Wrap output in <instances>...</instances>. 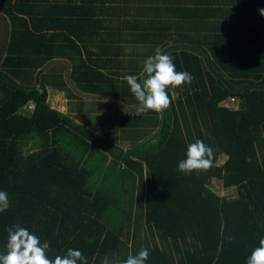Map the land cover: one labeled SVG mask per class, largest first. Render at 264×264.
I'll use <instances>...</instances> for the list:
<instances>
[{"label":"trees","instance_id":"obj_1","mask_svg":"<svg viewBox=\"0 0 264 264\" xmlns=\"http://www.w3.org/2000/svg\"><path fill=\"white\" fill-rule=\"evenodd\" d=\"M18 34L13 29L10 49L21 43ZM179 50L167 53L194 80L168 90L170 109L163 116L106 113L96 124L101 132L81 123L90 117L52 108L48 80H33V70L31 80H15L25 69H7L14 59L7 50L0 67V191L11 205L0 212V253L6 229L19 224L50 242V259L73 248L88 264H121L148 249L145 264H247L264 238V63L247 73L234 61L210 69L198 52ZM96 72L104 80L79 84L137 106L125 80ZM228 100H238L239 109L224 106ZM109 117L111 124L116 118L114 131L106 128ZM197 139L216 150L213 165L185 175L178 163ZM213 178L235 187L237 197L213 191Z\"/></svg>","mask_w":264,"mask_h":264},{"label":"crops","instance_id":"obj_2","mask_svg":"<svg viewBox=\"0 0 264 264\" xmlns=\"http://www.w3.org/2000/svg\"><path fill=\"white\" fill-rule=\"evenodd\" d=\"M262 8L264 0H0V67L7 50L13 53L7 69H25L15 80H48L50 106L60 110L51 101L59 96L65 106L60 111L79 120L106 113L121 117L136 106H126L110 93H91L79 82L104 80L97 69L107 76L116 73L115 80L126 75L143 80L144 61L157 47L166 53L171 47L198 52L210 69L213 62H239L236 69L247 73L264 63ZM13 29L19 31L21 43L10 49ZM183 59L186 69L190 58ZM222 70L232 80L230 72ZM213 76L222 80L218 73ZM51 89L58 94L51 96ZM229 101L222 104L228 106ZM239 107L240 102L234 109ZM95 122L81 121L89 126Z\"/></svg>","mask_w":264,"mask_h":264},{"label":"clouds","instance_id":"obj_3","mask_svg":"<svg viewBox=\"0 0 264 264\" xmlns=\"http://www.w3.org/2000/svg\"><path fill=\"white\" fill-rule=\"evenodd\" d=\"M264 17V8L258 9ZM144 78L138 82L136 75H126L131 93L137 100V106L130 115L141 116L154 111L163 116L171 107L168 90L191 84L194 77L187 71H177L174 58L157 47L155 54L146 58L143 64ZM106 102V101H105ZM215 149L197 139L187 147L186 158L179 161L178 171L191 175L207 172L213 165ZM11 200L6 191H0V212L9 209ZM8 233L6 251L0 253V264H88L87 257L79 249L69 248L64 255L50 259V242L41 243L40 238L19 224L6 229ZM247 260V264H264V238L259 241ZM149 258L148 249H141L136 255H128L121 264H145Z\"/></svg>","mask_w":264,"mask_h":264},{"label":"rangeland","instance_id":"obj_4","mask_svg":"<svg viewBox=\"0 0 264 264\" xmlns=\"http://www.w3.org/2000/svg\"><path fill=\"white\" fill-rule=\"evenodd\" d=\"M114 86H116V85H114ZM70 87V86H69ZM114 89V88H113ZM107 91H113V90H111V89H109V87H108V89H107ZM50 93H52L51 94V96H55V94L57 93L55 90H52L51 89V91H50ZM58 94V93H57ZM174 94H175V98H177L178 96H179V92H174ZM53 103H55V105H58V107L60 108V110L61 111H65V106H63V100L58 96V97H53L52 98V100H51ZM65 103H66V106H68L69 105V100H65ZM230 108H237L238 106H239V102L237 101V100H235V101H232V102H227L226 103ZM33 106V105H32ZM234 106V107H233ZM79 108V107H78ZM116 116V115H115ZM87 117H90V119H92L93 118V120H96V122L94 123V128L96 129V130H98L99 132H101V130H102V128H100L98 125H96V123L98 122L97 120H99L100 118H101V115H96V116H87ZM110 117L109 118H107V120L105 121V124H107L106 125V128H107V130L109 129V130H111V131H114L115 129H116V124H117V121H116V118L114 117V122H113V124H111V122H110ZM115 123V124H114ZM120 129V128H119ZM104 131L106 132V129H104ZM122 146H127V145H125L127 142L126 141H123V140H120V141H118ZM128 148V147H127ZM225 156H221L220 157V159L218 160V164H222L224 161H225ZM94 179H96V178H94ZM95 181H97V179L95 180ZM211 184H212V189H213V191H215L217 194H219L220 196H222V197H226V198H235V197H237V189L235 188V187H231V188H226V187H224L223 186V181L222 180H220V179H217V178H213L212 180H211Z\"/></svg>","mask_w":264,"mask_h":264},{"label":"built area","instance_id":"obj_5","mask_svg":"<svg viewBox=\"0 0 264 264\" xmlns=\"http://www.w3.org/2000/svg\"><path fill=\"white\" fill-rule=\"evenodd\" d=\"M30 107H31V108H33V106H32V105H31Z\"/></svg>","mask_w":264,"mask_h":264}]
</instances>
